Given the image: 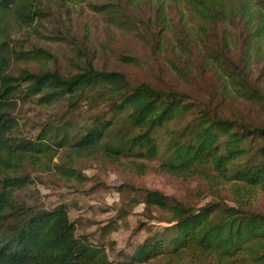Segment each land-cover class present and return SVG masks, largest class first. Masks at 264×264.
<instances>
[{"label":"trees","instance_id":"1","mask_svg":"<svg viewBox=\"0 0 264 264\" xmlns=\"http://www.w3.org/2000/svg\"><path fill=\"white\" fill-rule=\"evenodd\" d=\"M154 1L160 5L156 16L140 11ZM172 1L193 6L206 27L234 13L217 10L224 0ZM164 2L0 0V264H264V125L227 117L213 106V97L210 104L169 85H135L120 71L99 68L89 32L84 29L80 38L71 21L73 11L87 4L110 25L133 32L152 54L171 51L186 66L178 48L186 49L192 39L181 37L177 48L168 47ZM54 12L53 33L62 34L73 50L67 73L48 67L53 55L31 43L34 34L40 35L37 27ZM240 15L249 32L244 53L235 59L229 45L222 51L207 46L199 50L202 66L215 75L225 99L264 109V11L247 9ZM35 60H42L38 70L28 65ZM120 60L134 64L138 56ZM170 65L187 81L182 66ZM26 104L64 105L66 111L50 116L35 139H28L19 113ZM84 105L89 115L78 119ZM61 153L70 162L97 155L114 163L158 161L159 172L199 179L203 187L189 202L143 191L137 205L144 204L151 224L161 228L141 223L138 230L148 237L128 261H117L114 244L78 235L66 205L46 209L17 198V189L29 182L22 172L30 165L50 169ZM68 169L61 166L62 172ZM211 196L214 200L203 204ZM154 211L167 218H156Z\"/></svg>","mask_w":264,"mask_h":264},{"label":"rangeland","instance_id":"2","mask_svg":"<svg viewBox=\"0 0 264 264\" xmlns=\"http://www.w3.org/2000/svg\"><path fill=\"white\" fill-rule=\"evenodd\" d=\"M260 1L264 0H224V7L217 10L234 13L237 11V14L233 13L225 22L206 27L197 17L193 6L182 1L177 5L172 0H165L163 11L170 20V27L164 34L165 43L169 48H177V41L181 37L192 39L190 42L187 40L186 49L182 50L183 46L178 48L186 66L179 64L171 51L166 56L152 54L146 43L133 32L110 25L87 4L79 8L81 11H73L71 21L79 31L80 38L85 31L89 32L99 68L120 71L135 85L141 82L160 88L169 85L179 92L209 101L210 104L213 97V106L218 107L227 117L242 118L251 124L264 125V109L257 105H245L241 101L227 100L219 94L220 85L211 70L202 66L203 51H199L207 50V46L222 51L229 45L232 56L235 59L240 58L246 49L245 36L249 33L248 24L242 19L240 11H264L260 7V3L264 2ZM159 8V3L154 1L140 11H148V15L154 17ZM55 20L57 21L56 12L53 17L41 22L37 27L40 35L34 34L31 43L53 55L54 58L48 60V67L59 68L67 73L72 69L73 50L67 42L61 40L62 34L53 33L56 29ZM132 53L138 56V61L134 64L120 60V57L130 56ZM39 61L42 60L31 61L28 65L38 70L41 65ZM170 61L182 66L181 71L187 73V81L177 76ZM65 111L64 105H21L19 113L25 137L33 139L44 128L50 116L63 114ZM88 111L89 106L84 105L77 112V116L81 115L77 118L87 117ZM72 159L70 162L68 156L61 153L50 169L42 165L28 166L22 172V176L29 180L28 185L17 189L16 196L20 201L46 209L66 205L72 221L77 225L78 235L87 236L95 244H114L115 253L112 256L117 261H128L135 248L148 237L146 230H138L141 223L154 231L161 228V225L151 224L150 212L145 209L144 204L137 205L142 199L143 191H159L180 201L189 202L193 200L191 198L194 191L203 187L199 179L184 181L159 172L158 161L127 159L114 163L103 155ZM64 165L69 168L66 172L61 170ZM213 200L211 196L203 204ZM261 204L264 207V194L261 196ZM153 216L167 218L158 211H154ZM146 264L167 263L165 260H154Z\"/></svg>","mask_w":264,"mask_h":264}]
</instances>
